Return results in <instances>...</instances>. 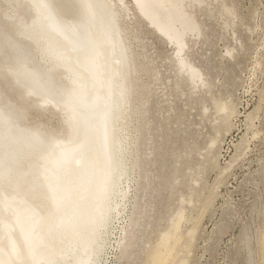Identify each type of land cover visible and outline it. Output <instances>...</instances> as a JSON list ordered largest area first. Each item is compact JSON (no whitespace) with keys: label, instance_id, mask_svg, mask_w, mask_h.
<instances>
[{"label":"bare ground","instance_id":"1","mask_svg":"<svg viewBox=\"0 0 264 264\" xmlns=\"http://www.w3.org/2000/svg\"><path fill=\"white\" fill-rule=\"evenodd\" d=\"M4 2L11 8L0 12V78L7 85L0 82V264H98L108 233L124 230L129 176L138 165L133 122L142 113L137 66L145 65L127 45L119 18L133 8L146 20L170 44L181 80L196 90L208 82L189 59L202 33L193 11L210 12L218 4L220 15L235 12L223 0ZM234 49L225 50L233 57ZM212 103L213 120L228 126L235 107L221 97ZM50 106L63 119V130L41 128L45 122L35 120L41 116L28 118V108L47 112ZM183 212L177 211L147 253L148 264L173 260Z\"/></svg>","mask_w":264,"mask_h":264},{"label":"rangeland","instance_id":"2","mask_svg":"<svg viewBox=\"0 0 264 264\" xmlns=\"http://www.w3.org/2000/svg\"><path fill=\"white\" fill-rule=\"evenodd\" d=\"M223 1L233 17L220 15L218 4L210 12L193 11L202 33L189 59L208 82L196 90L181 80L170 44L146 20L133 8L119 18L127 45L145 65L137 66L142 113L133 122L138 171L129 176L121 226L115 224L124 230L108 233L98 264H146L147 253L182 208L187 215L182 239L168 264H183L185 258V264H264V0ZM7 8L0 0V12ZM226 47L235 48L233 57ZM212 97L235 107L228 126L213 120ZM50 107L47 112L28 108V118L41 116L35 118L45 122L41 128H61L63 119ZM211 137L217 138L214 145ZM115 238H121L120 246Z\"/></svg>","mask_w":264,"mask_h":264},{"label":"water","instance_id":"3","mask_svg":"<svg viewBox=\"0 0 264 264\" xmlns=\"http://www.w3.org/2000/svg\"><path fill=\"white\" fill-rule=\"evenodd\" d=\"M0 144H3V143H0ZM77 150V149H76ZM76 152H75V150L73 151V153H72V155L70 156V157H68L67 159H61V162H60V168L61 167H63V165H66V161H68L70 158H72V156H73V158L75 157L74 156V154H75ZM20 160L21 159H23V158H19ZM2 161H3V164H5V157L2 159ZM15 169H18V166H15ZM21 174H23V173H21Z\"/></svg>","mask_w":264,"mask_h":264}]
</instances>
